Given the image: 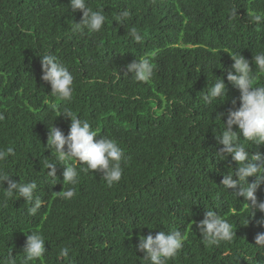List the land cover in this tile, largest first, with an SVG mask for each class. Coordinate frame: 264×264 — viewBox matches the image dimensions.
<instances>
[{
  "label": "trees",
  "instance_id": "obj_1",
  "mask_svg": "<svg viewBox=\"0 0 264 264\" xmlns=\"http://www.w3.org/2000/svg\"><path fill=\"white\" fill-rule=\"evenodd\" d=\"M87 2L107 18L98 33L72 31L83 13L73 12L70 0H0V149L15 150L0 167L15 182L35 181L34 195L43 201L30 216L31 202L18 196L5 200L8 183L0 185V264H8L9 252L21 264L29 230L45 237L43 264H149L136 251L139 236L171 230L187 240L167 264H264V247L255 241L264 233V212L251 217L244 198L221 185L238 163L216 155L222 147L216 132L224 127L219 114L240 106V91L227 80L233 64L228 52L252 61L264 51V22L254 23L249 15L264 13V0ZM233 8L238 15H231ZM124 10L130 12L125 26L115 21ZM132 27L143 35L141 43L131 38ZM153 51L149 82H137L131 73L124 77L128 63ZM43 53L57 56L73 74L70 101L54 98L50 83L42 80ZM222 77L228 96L204 105L206 87ZM257 84L264 85V74ZM45 102L87 120L99 133L94 139L107 136L119 144L126 163L118 183L109 187L102 173L77 165L78 183L63 186L65 166L59 162L57 178L47 175L49 125L67 135L71 121L56 117ZM239 142L250 155L264 153V145L242 136ZM63 187L74 189L72 199L59 198ZM257 197L264 200V186ZM206 210L232 225L230 241L204 245L197 224ZM64 247L69 257L60 259Z\"/></svg>",
  "mask_w": 264,
  "mask_h": 264
},
{
  "label": "clouds",
  "instance_id": "obj_2",
  "mask_svg": "<svg viewBox=\"0 0 264 264\" xmlns=\"http://www.w3.org/2000/svg\"><path fill=\"white\" fill-rule=\"evenodd\" d=\"M70 7L73 12L82 11L81 22L74 21L72 25L73 32H82L85 29L88 33H98L102 30L106 22V16L103 10H93L89 7L87 0H70ZM238 8H233L231 15H238ZM254 23L264 22V13H249ZM130 18V12L124 10L119 13L115 21L124 25V22ZM125 26V25H124ZM130 36L137 43H141L143 35L136 28L130 29ZM225 51V50H224ZM228 52V51H225ZM231 55L233 64L227 71V80L240 91L238 108H231L226 113H220V118L224 122V127L220 133L216 132V139L222 147L216 153L217 158L223 160V157L231 156L232 160L238 163L234 173L227 172L223 175L221 185L236 194L237 197H243L252 215L255 217L256 210L264 212V200L257 197V191L264 186V153L259 151L254 154L249 153L245 145L239 142V137L252 142L256 147L264 145V85H258L257 80L261 74H264V51L254 54L252 61L245 58L241 53L228 52ZM155 52L142 59H135L128 63L123 72L124 77H131L137 82L147 83L151 80L154 73V65L150 57H154ZM42 65V80L51 85V95L62 101H70L73 95L74 76L57 56L51 53L40 55ZM254 63L256 71H253ZM119 75V73H118ZM120 76V75H119ZM95 80L90 83H95ZM207 92L200 97L202 103L206 106L213 105L214 101L227 94V86L224 78L217 79L214 84L206 87ZM226 102V101H225ZM237 99L232 100L235 106ZM45 104L52 112L57 113L56 117L63 115L65 119L70 118V127L67 135L60 127L54 123L49 125L47 138L48 149L52 152V162L47 164V175L53 180L57 178L56 162L63 164V186L64 184L75 185L78 183L77 165H85L80 169L83 172L102 173L101 178L111 187L118 183L123 174L122 163H126V157L119 144L112 138L98 136V132L93 130L87 120H82L70 110L62 109L57 103ZM227 117L225 120L224 117ZM4 117L0 114V120ZM56 119V118H55ZM234 126L238 128L234 130ZM67 146V147H65ZM13 147L0 149V162L6 161L9 156H14ZM249 177H255L249 182ZM8 183L3 196L5 200L12 199L14 196L25 198L26 202H31L28 208V215L35 216L38 210L43 206V201L39 196L34 195L38 185L35 181L15 182L10 179V174L0 167V185ZM75 195L73 188L64 189L58 192L59 198L70 200ZM250 201V203H249ZM249 218L248 223L249 224ZM194 223H196L194 221ZM260 223H264L261 218ZM202 242L205 246L217 245L221 241H230L234 232L232 225L216 211L206 210L204 218L197 224ZM30 232V234H28ZM26 242L24 246V257L21 264H30L32 261H41L47 252L45 247L46 240L39 231H25ZM187 236L179 230H171L168 233L163 231L156 235H140L139 243L136 245V251H143V258L149 264H167V261L174 258L183 248ZM256 245L264 247V233H258L255 237ZM69 257V249L64 247L60 250L58 258ZM8 264H17L12 252L8 253Z\"/></svg>",
  "mask_w": 264,
  "mask_h": 264
}]
</instances>
